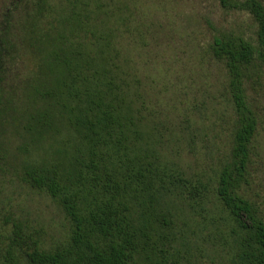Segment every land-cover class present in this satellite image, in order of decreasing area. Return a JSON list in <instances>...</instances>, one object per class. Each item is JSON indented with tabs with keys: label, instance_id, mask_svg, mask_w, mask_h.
<instances>
[{
	"label": "trees",
	"instance_id": "trees-1",
	"mask_svg": "<svg viewBox=\"0 0 264 264\" xmlns=\"http://www.w3.org/2000/svg\"><path fill=\"white\" fill-rule=\"evenodd\" d=\"M216 1L246 21L212 27L203 53L220 67L215 116L197 120L184 102L178 119L164 113L135 59L155 40L141 0H9L0 264H264V204L250 193L263 147L264 0ZM14 186L48 197L62 230L19 208Z\"/></svg>",
	"mask_w": 264,
	"mask_h": 264
},
{
	"label": "rangeland",
	"instance_id": "rangeland-1",
	"mask_svg": "<svg viewBox=\"0 0 264 264\" xmlns=\"http://www.w3.org/2000/svg\"><path fill=\"white\" fill-rule=\"evenodd\" d=\"M148 14V33L155 38L135 54L143 73L154 78L152 83L159 107L171 118H179L181 103L198 114L215 116L216 88L220 67L204 55L203 50L212 36V27H229L244 17L223 11L216 0H141ZM9 0H0V14ZM1 17V16H0ZM246 21V20H244ZM264 117V89L258 94ZM205 101V103H204ZM205 106H203V104ZM198 113V114H197ZM212 118H210L211 120ZM260 140L263 144L260 161L256 165L250 187L252 199L264 204V123ZM191 155L183 154V166L198 170ZM8 191L30 218L40 221L48 229L61 231L66 221L45 195L29 192L19 186Z\"/></svg>",
	"mask_w": 264,
	"mask_h": 264
}]
</instances>
